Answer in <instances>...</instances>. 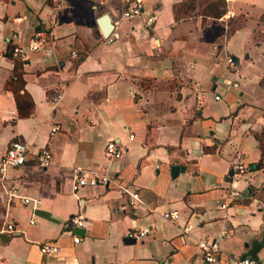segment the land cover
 Listing matches in <instances>:
<instances>
[{"label": "crops", "instance_id": "1", "mask_svg": "<svg viewBox=\"0 0 264 264\" xmlns=\"http://www.w3.org/2000/svg\"><path fill=\"white\" fill-rule=\"evenodd\" d=\"M129 6L0 0V157L12 141L28 149L0 174V264H264V0H142L139 16L117 22ZM36 32L43 49L14 57ZM13 92L31 103L28 116ZM110 141L126 149L120 158L104 156ZM81 174L108 183L72 192ZM78 213L80 232L69 228ZM8 224L14 232H1ZM134 229L148 233L130 242ZM199 243L217 244L213 262Z\"/></svg>", "mask_w": 264, "mask_h": 264}, {"label": "built area", "instance_id": "2", "mask_svg": "<svg viewBox=\"0 0 264 264\" xmlns=\"http://www.w3.org/2000/svg\"><path fill=\"white\" fill-rule=\"evenodd\" d=\"M120 1L126 2L128 0H120ZM142 9H143L142 0H130V6L127 8L126 11L121 12L117 22L120 20H127L139 16L141 14ZM44 45H45V40L43 34L40 32H36L30 38L27 46L24 47L17 46L13 48L12 55L16 57L18 60L24 61L29 53L43 49ZM71 56L74 57L75 56L74 53H71ZM225 63L227 69L232 74L235 75L237 73V66L234 63V61L230 57H227L225 59ZM225 84L232 88L237 87L236 82H232V83L226 82ZM60 96H61L60 92L57 91L51 97L50 102L53 106L58 102ZM213 99L219 100L220 97L218 95H215ZM56 131H57V127H52L50 129L49 135L52 136ZM125 152L126 149L122 145H120L117 142L110 141L105 145L104 156L108 160H115L120 158ZM27 153H28V149L24 143L19 141L10 142L4 155L0 157V174H2L7 168H18L22 166L25 162V156L27 155ZM50 160H51V156L49 151L46 148H41L36 155L37 166L39 168L45 169L50 165ZM232 171L237 175H243L245 173L244 168L239 163H235L232 165ZM107 183H108V179L104 175L81 174L74 176V179L70 185V189L72 192H76L78 189L83 187H95V186L103 187L106 186ZM7 194L9 196H13L15 194V190L13 188H9ZM226 197L229 200L233 201L239 197V193L236 190H229V192L226 194ZM131 198L135 200L137 198V194H132ZM20 201L25 205L31 204L32 207L34 208L39 205L37 200H31L29 198H20ZM130 206L133 207V202H130ZM220 208L224 209L225 205H220ZM162 217L164 220L175 221L178 218V214L174 211L166 212L162 215ZM33 223H34L33 219H30L29 224H33ZM84 224H85L84 219L81 213L80 214L78 213L69 219L70 230L83 229ZM1 232H6L11 234L14 232V229L10 224H8ZM147 233H148L147 229H141V230L134 229L128 232L127 237L133 240H141ZM79 241H80L79 237L73 236L74 243H78ZM198 246L204 252V260L209 263L213 262L214 261L213 254L217 251V244L199 243ZM39 251L45 255H55L58 253L59 249L52 244H42L39 248ZM235 264H255V261L243 258L236 260Z\"/></svg>", "mask_w": 264, "mask_h": 264}, {"label": "trees", "instance_id": "3", "mask_svg": "<svg viewBox=\"0 0 264 264\" xmlns=\"http://www.w3.org/2000/svg\"><path fill=\"white\" fill-rule=\"evenodd\" d=\"M21 83V80H20ZM15 98V104L17 107V111L19 116L26 117L29 115V111L31 109V103L23 96L19 95L17 92H13Z\"/></svg>", "mask_w": 264, "mask_h": 264}, {"label": "water", "instance_id": "4", "mask_svg": "<svg viewBox=\"0 0 264 264\" xmlns=\"http://www.w3.org/2000/svg\"><path fill=\"white\" fill-rule=\"evenodd\" d=\"M97 23H98V26H99V28L101 30L102 36L105 37L111 32L112 24H110V21L107 18V16L104 15V16L100 17L98 19ZM170 171H171V175H174L175 171H177V168L176 167H172ZM76 230H77V232H80L79 229H76ZM128 241L133 242L134 240L133 239H128Z\"/></svg>", "mask_w": 264, "mask_h": 264}]
</instances>
